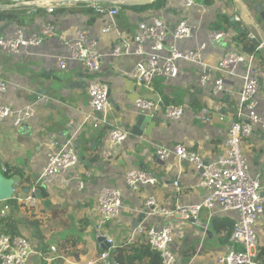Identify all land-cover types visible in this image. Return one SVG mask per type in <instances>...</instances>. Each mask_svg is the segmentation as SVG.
Segmentation results:
<instances>
[{
	"label": "crops",
	"instance_id": "0c3cea01",
	"mask_svg": "<svg viewBox=\"0 0 264 264\" xmlns=\"http://www.w3.org/2000/svg\"><path fill=\"white\" fill-rule=\"evenodd\" d=\"M18 1H23L14 6L18 9L0 12H12L24 21L22 25L1 22L0 37L10 35L17 26L31 36L48 22L55 25L53 36L29 52L10 55L0 51V78L7 83L0 103L12 110L28 106L34 110L32 119L21 128H13L10 121L0 124V169L8 166L22 172L23 179L19 177L17 185L20 195H34L33 192L38 190L40 196L34 195L37 198L34 210L21 207L18 214L12 212L21 236L32 247L28 264H47L44 259L51 256L58 257L57 264L96 261L103 251L93 229L98 222L97 194L106 187L122 191L119 218L102 227V233L112 241L113 247L145 240L137 233V226L144 229L168 226L173 233L171 249L176 255L175 264H214L213 257L225 254L229 243H222L223 234L212 230V219L228 218L234 223L235 215L218 214L202 207L197 218L205 225V231L201 232L189 220L148 216L149 208L145 203L152 198L156 206L174 209L204 202L206 191L195 188L200 172L185 161L170 158L161 162L156 151L182 145L187 151L198 153L206 162L221 154L229 123L236 118L245 65L238 66L236 76H225L224 92L219 96H213L208 86L199 83L202 65L195 64H181L176 79L156 78L149 89H143L129 77L140 58L115 59L109 52L118 38L131 39L138 21L153 11H140V6L123 4L119 15L113 19V29L102 34L101 30L111 23L107 16L87 12L88 7L83 4L57 5L75 3V0ZM193 1L195 6L186 11L180 8L178 0H166L161 9L170 30L182 17L189 18L192 35L176 43L179 49H194L205 42L209 25L217 15L234 18L232 27H227L226 37L207 44L203 52V64L212 76H219L215 67L226 51L242 53L232 42L238 29L254 35L258 46L261 37L264 39V0H211L209 5L203 0ZM49 6L54 7L52 13L47 12ZM3 7L6 5L0 6ZM80 9L86 10L79 12ZM245 16L256 28L243 22ZM80 26L88 28L98 41L101 69L96 78L106 84L110 92L109 110L104 122L96 127L92 120H85L88 110L86 86L91 77L75 63H70L62 72L55 64V56L65 54L63 41L71 39ZM171 41L170 34L167 42ZM258 51L262 60L255 56L252 67L259 78L258 111L264 115V47ZM138 96L160 100L159 109L153 115L135 109L133 103ZM165 101L184 107L179 121L165 119ZM203 108L211 111L209 122L200 119ZM140 114L149 120L142 128V135L137 136L131 129L137 127L136 118ZM117 126L126 130L128 136L121 144L113 146L107 140V131ZM69 139H73L78 152V166L51 179L41 178L46 155L62 149ZM241 149L251 174H261V194L264 195V134L254 130L243 140ZM133 168L151 173L155 177L154 186L140 187L138 192L127 188L124 173ZM24 189H28V193H24ZM35 221L38 222L39 238L34 234ZM208 224L211 228H206ZM256 230L260 249L264 247V215ZM66 239L69 240L67 243ZM51 247L55 248V253L50 251ZM43 254L46 257L43 258Z\"/></svg>",
	"mask_w": 264,
	"mask_h": 264
},
{
	"label": "built area",
	"instance_id": "2783aa9c",
	"mask_svg": "<svg viewBox=\"0 0 264 264\" xmlns=\"http://www.w3.org/2000/svg\"><path fill=\"white\" fill-rule=\"evenodd\" d=\"M156 0H80L75 3L57 5L83 4L95 9L98 15L107 16L111 23L101 30L102 34L113 29V19L119 15L123 4L130 6H144L154 3ZM23 1L1 0L0 10L12 11L18 9V4ZM180 8L184 11L195 6L193 0H178ZM13 6V7H12ZM11 7V8H10ZM53 6L47 8L52 13ZM55 25L48 22L37 34L27 36L23 29L17 26L13 32L5 37H0V51L10 55H20L39 47L45 39L53 36ZM192 26L189 18L182 17L170 30L161 12L153 11L145 15L137 23V30L131 39L118 38L110 48V56L115 59L137 56L140 60L129 72V77L135 84L143 89H149L152 81L156 78L168 80L176 79L181 64L202 65L199 75V83L208 86L213 96H219L224 92L225 76L234 77L238 66L245 65V73L241 77L242 86L238 92L239 103L236 118L229 123L225 138L222 140L221 154L211 161L194 152L187 151L184 146L176 145L173 148H159L156 157L161 162L170 158L185 161L200 172L198 183L195 188L206 191L207 196L201 205L176 206L174 209H166L156 206L152 198H148L145 206L148 216L163 218L179 217L185 221L197 220L201 208L217 211L218 214L235 215L233 228L228 239V250L223 255L213 257L214 264H260L257 255L259 253V240L257 227L260 217L264 215V196L260 173L251 174L247 159L241 146L243 140L249 138L254 130L264 134V115L259 108V83L255 69L252 67L254 57L246 56L236 50L226 51L215 71L219 76H212L203 64V52L209 43L219 42L226 37L222 31H209L206 41L194 49H179L177 42L185 40L192 35ZM171 34V42H167ZM247 37L256 42V37L247 34ZM62 46L65 54L55 56V64L59 71H65L70 63L77 64L90 81L86 86L87 106L85 120L93 121L96 127L104 122V117L109 110L108 87L100 82L96 75L101 69V54L98 41L93 37L88 28L77 27L71 39L64 40ZM264 47V39L257 50ZM7 83L0 78V96L6 92ZM160 100L138 96L134 100V107L153 115L160 107ZM184 114L181 105H167L163 107L165 119L179 121ZM34 110L32 107H24L12 110L0 103V124L10 121L13 128H21L32 119ZM203 122H209L211 111L203 108L199 113ZM100 117V118H98ZM102 118V119H101ZM128 132L121 127H113L107 131L108 142L115 146L126 140ZM80 163L78 152L73 139L66 140L62 149L49 152L41 178L51 179L66 172ZM124 183L133 192H138L140 187L154 186L155 177L140 169H129L124 173ZM177 186V183H174ZM11 199L25 210L31 211L37 207V198L33 194L22 196L17 187L12 188ZM98 222L93 229L96 238L104 237L108 243L112 241L102 233V227L117 220L122 207V191L116 187H106L97 194ZM7 206L0 209V215L6 214ZM136 231L143 236L152 249L160 255L162 264H175L176 255L171 249L173 233L170 227L147 228L137 226ZM113 248V244H112ZM50 251L55 253V248ZM109 250L102 251L94 262L88 264H116L110 259ZM32 247L23 236H9L0 233V264H28ZM57 256L46 259L47 264H57Z\"/></svg>",
	"mask_w": 264,
	"mask_h": 264
},
{
	"label": "trees",
	"instance_id": "16d2710c",
	"mask_svg": "<svg viewBox=\"0 0 264 264\" xmlns=\"http://www.w3.org/2000/svg\"><path fill=\"white\" fill-rule=\"evenodd\" d=\"M166 0H156L154 3L150 5L140 6V11L142 10H151L158 11L164 7ZM205 5H209L211 0H203ZM87 12H95L98 14L94 8L87 6ZM84 9H80L79 12H85ZM4 21L14 22L18 25H22L24 18L15 15L12 12H0V23ZM232 22L230 18L224 14H219L216 16V19L213 23L209 25V29L211 31H222L227 33V27H232ZM238 29V28H237ZM232 42L239 48L242 54H246V56L252 55L253 57L259 56V59L262 60L259 51L257 50L258 43L250 40L247 37V32L245 30L237 31V34L232 38ZM165 99V98H163ZM167 105H176V104H168L167 101L164 102V106ZM2 175L10 179L16 175L23 179V174L20 170L15 168H10L5 166V168L0 169ZM4 206H7L6 214L4 216L0 215V233H4L11 237L13 236H21L19 229L17 227L18 221L15 219L14 213H19L21 206L17 203L15 199H9L0 206L2 209ZM233 228V221L228 218H214L212 219V230L217 234H223L221 238V242L224 244H228V239L230 237L231 231ZM34 234L37 238H39L38 222H34ZM69 241L68 239L65 240ZM43 252V251H42ZM102 252V251H101ZM44 253V252H43ZM110 259L116 264H162L160 255L157 251L151 248L149 243L146 240L135 242L132 244H123L121 246H115L109 251ZM46 257L43 254V258ZM258 261L260 264H264V247L259 249V253L257 255ZM46 259V258H45ZM44 259V262L46 263Z\"/></svg>",
	"mask_w": 264,
	"mask_h": 264
},
{
	"label": "water",
	"instance_id": "95a60500",
	"mask_svg": "<svg viewBox=\"0 0 264 264\" xmlns=\"http://www.w3.org/2000/svg\"><path fill=\"white\" fill-rule=\"evenodd\" d=\"M230 21L231 22H234V18H230ZM243 22L248 25V26H251V27H254V24L252 23V21L248 20L245 17H243ZM263 41L262 37H261V42ZM256 78L259 80L258 78V75L256 74ZM263 84V82L261 81V85ZM109 90H108V97H109ZM149 118L147 116H145L144 114H140L137 116L136 118V123H137V127H134L133 129H131V131L133 132V134H136L137 136H141L142 135V128L144 127V125L148 122ZM137 129V131L135 130ZM19 177L18 176H14L10 179H7L5 178L1 171H0V202H4V201H7L9 199H11V196H12V188L14 187H17V185L19 184ZM28 189H24L23 192L24 193H28ZM34 195L39 198L40 196L38 195V190L34 191L33 192ZM262 196H264L262 194ZM190 223H192L193 225L197 226L198 228H200V231L201 232H204L205 231V225H203L202 223H200L199 221L197 220H189ZM206 228H211V224H208V226ZM101 249L103 251L105 250H109L112 248V244L111 243H108L104 237H99L97 239Z\"/></svg>",
	"mask_w": 264,
	"mask_h": 264
},
{
	"label": "bare ground",
	"instance_id": "6f19581e",
	"mask_svg": "<svg viewBox=\"0 0 264 264\" xmlns=\"http://www.w3.org/2000/svg\"><path fill=\"white\" fill-rule=\"evenodd\" d=\"M75 1H80V0H75ZM242 11H243V7H241Z\"/></svg>",
	"mask_w": 264,
	"mask_h": 264
},
{
	"label": "rangeland",
	"instance_id": "374dc122",
	"mask_svg": "<svg viewBox=\"0 0 264 264\" xmlns=\"http://www.w3.org/2000/svg\"><path fill=\"white\" fill-rule=\"evenodd\" d=\"M1 1V0H0ZM5 202V201H4ZM3 204V202H0V206Z\"/></svg>",
	"mask_w": 264,
	"mask_h": 264
}]
</instances>
